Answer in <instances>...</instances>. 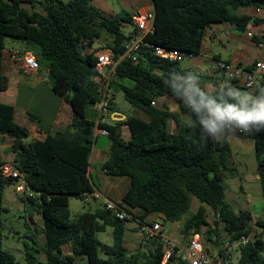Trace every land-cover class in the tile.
Instances as JSON below:
<instances>
[{
	"label": "trees",
	"instance_id": "1",
	"mask_svg": "<svg viewBox=\"0 0 264 264\" xmlns=\"http://www.w3.org/2000/svg\"><path fill=\"white\" fill-rule=\"evenodd\" d=\"M151 1L155 31L146 40L187 55L200 54L205 32L214 23L232 24L240 32H245L249 24L264 23V18L232 13L246 8L264 11V0ZM136 16L108 17L90 0H0V93L7 85L3 60L6 41L11 38L36 47L35 51L25 52L33 54L40 69H48L53 93L64 99L73 111V120L64 131L48 134L44 140L29 141L30 133L14 120V107L0 100V145L6 138L12 139L8 152L14 155V165L37 195L34 199L26 198L38 207L46 235L47 261L30 260L29 264H163L164 245L160 239L145 237V243L136 252H128L125 236L137 228L130 230L127 226L138 223L140 228L151 214L157 213L164 224L182 223L183 235L191 238L200 235L202 228L209 225L208 210L215 217V228L209 229L206 235L220 249V254L225 242L251 237L254 227L260 230L249 243L237 248L240 254L237 262L228 256L229 264H264V219L254 221L248 209L235 211L225 198L223 181L230 170L231 156L227 137L213 140L208 134L202 138L196 113L186 106V97H176L174 91L180 86L179 91L183 93L191 83L217 102L224 99L236 104L237 100L228 93L232 88H245L230 80L233 83L225 88L208 92L203 88V76L184 71L181 62L160 59L148 50L136 64L119 63L110 83V88L122 92L125 100L147 119L127 117L122 123L104 125L110 133L111 146L109 159L102 169L107 176L129 179L130 186L119 206L133 219L122 221L103 205L71 218L69 197L84 199L94 191L88 170L96 123L87 119L86 109L98 101L99 91L95 79L96 58L85 52L83 43L93 47L106 33L112 40L108 47L122 53L124 41L129 37L121 27L124 23L134 26ZM254 68L255 65L248 70ZM261 89H264V73L254 95L258 97ZM165 97L173 99L178 112L170 111L167 105H158V100ZM169 121L176 124V133L169 131ZM121 124L129 127V140L122 138ZM235 136L254 142L264 199V131ZM3 164L0 150V167ZM15 182L19 181L0 176V213L4 209V188ZM192 197L201 205L195 214L185 217ZM108 227L113 229L112 245L103 244L97 238ZM68 243L72 253L65 255L62 248ZM0 264H21L3 249L1 230Z\"/></svg>",
	"mask_w": 264,
	"mask_h": 264
},
{
	"label": "crops",
	"instance_id": "2",
	"mask_svg": "<svg viewBox=\"0 0 264 264\" xmlns=\"http://www.w3.org/2000/svg\"><path fill=\"white\" fill-rule=\"evenodd\" d=\"M91 2L97 9L103 13L105 12L104 15L114 17L108 14L104 8L98 6L96 0H91ZM121 2L132 12V15H135V13L154 12V6L151 0H121ZM38 10L42 11L40 8ZM232 13L237 16L247 15L260 19L264 18V11L256 10L255 8L239 9L232 11ZM248 34L252 36L249 37ZM12 42L13 43L4 50L3 76L6 79L7 85L0 93V100L2 103L14 107V120L30 133L29 141L44 140L48 134L64 131L73 120V111L64 99L59 96L58 99L53 97L51 85H45V82L49 83L47 80L49 75L48 69L41 68L37 73L25 75L20 71L18 65L8 58L7 52L11 49H17L22 52L30 51L31 46L26 43L22 41ZM17 46L21 48L19 49ZM106 47H108V45ZM186 58H189L191 72L203 76V88L206 91L215 92L223 89L233 82H230L224 73H220V71L217 70L218 62H228L238 68H250L258 62H264V23L258 25L249 24L245 32H240L234 25L229 23H214L210 25L205 32L200 54ZM256 76L261 78V74ZM22 88L29 90L31 95L29 97V103L24 102L23 104H19L18 102ZM39 90H41L40 94H38ZM38 95L39 98L43 100L51 99L54 105L51 119L46 126L42 125V111L32 110V104L34 102L33 97H37ZM158 105H167L170 111L178 112V106L172 98H162L158 100ZM138 112L140 115L136 117L147 119L140 110ZM127 117L129 116L121 112L113 103L112 114L107 124L113 126L122 123ZM97 121L95 123H97ZM168 129L171 133H176L178 131L173 121L168 122ZM119 132L124 140H129L131 138V132L128 126L121 124L119 126ZM104 137L107 136L95 135L88 175L94 191H98L103 197L114 203L121 204L122 197L130 186V181L128 178L110 177L104 173L102 166L109 159L111 146V141L108 137L109 143H104L102 140ZM11 143L12 139L10 138H6L4 143H1V158L5 163L14 164V155L8 152ZM258 177L260 178V176ZM154 214L158 216L157 213L151 215ZM150 216L146 221H148ZM253 217H255V215H253ZM159 218L158 216L153 222H158ZM178 244L186 246L184 243ZM213 252L215 253V251Z\"/></svg>",
	"mask_w": 264,
	"mask_h": 264
},
{
	"label": "rangeland",
	"instance_id": "3",
	"mask_svg": "<svg viewBox=\"0 0 264 264\" xmlns=\"http://www.w3.org/2000/svg\"><path fill=\"white\" fill-rule=\"evenodd\" d=\"M56 1L67 2L69 0ZM96 4L104 8L108 14H111L114 17H121L125 14L132 15V12L124 6L121 0H96ZM100 12L103 13L102 11ZM132 29L133 26L128 23H124L121 27V31L125 35L130 34ZM12 41L15 42L19 40H11V38H8L6 48H8L10 44L13 43ZM111 42L112 40L110 35L103 33L102 39L95 41L94 48L99 49L104 46L106 47ZM18 48L20 49L21 47ZM30 50L35 51L36 47L31 45ZM180 66L184 71H191L189 66V58H185L180 63ZM260 79L261 78H259V76H255V88L242 90L237 89L236 91L241 94L254 95V90L259 88ZM45 85L49 86L50 83L45 82ZM40 92L41 90L38 91V94H40ZM111 92L114 95V104L121 112L129 117H136L140 115L138 112L139 110L125 100L122 92L115 90L114 88H111ZM52 95L55 97V99H58V96H56L54 93ZM30 96L29 90L22 88L18 101L19 104H23L24 102L29 103ZM33 101L32 110L42 111V125L46 126L51 119V114L54 108L53 102L51 99L43 100L39 98V95L37 97H33ZM86 117L87 119L94 122L98 120V113L93 109L92 105H88L86 109ZM102 140L106 144L109 143V139L107 137L102 138ZM227 142L230 146L231 156L229 160L230 170L226 172V177L223 181L226 201L233 207L235 211L249 209L252 214L255 215V217H253L254 221H256L258 217L264 219L262 183L258 177L259 172L254 142L252 140L238 138L235 135L227 137ZM18 184L19 183L15 182L6 185L4 188V209L0 213V230L3 237V249L13 254L16 260L21 264H29L30 260H33L37 263H45L47 261V256L44 252L46 235L43 232V219L41 213L39 212L37 206H34L31 204V202L27 201V198L24 194L17 191ZM102 205V200H99L96 203V201H93L92 199L86 202L84 199L77 198L75 196L69 197V209L72 219L82 213L92 211L94 208ZM200 205L201 204L199 200L192 197L191 207L185 217L195 214ZM208 212L209 225L202 228L200 236L204 246L207 249H212L215 251V253H217L219 248L209 242L206 235V232L209 229L215 228V217L213 212L211 210H208ZM157 217L158 216L156 214L151 215L148 221H145V224L152 223L154 219H157ZM158 220V222L163 223L160 218ZM182 227V223L180 222L163 223L164 235L175 242L184 243L186 245L190 238H187L183 235ZM143 229L144 228H137L135 232H129L125 236V246L129 253L136 252V250L145 243V237L142 232ZM259 231L260 230L257 229V227H254L251 239H253L254 235L259 233ZM36 237L37 239H35ZM97 238L103 244L112 245L113 229L108 227L105 232L98 233ZM33 240L36 242H33ZM62 249L65 255L72 253L70 244L64 245ZM143 249L145 250V247ZM239 255V251L234 249L231 253V260L233 262H237ZM78 260L81 261V258Z\"/></svg>",
	"mask_w": 264,
	"mask_h": 264
},
{
	"label": "built area",
	"instance_id": "4",
	"mask_svg": "<svg viewBox=\"0 0 264 264\" xmlns=\"http://www.w3.org/2000/svg\"><path fill=\"white\" fill-rule=\"evenodd\" d=\"M134 33L128 34L129 37L124 41L123 52L116 53L110 47H102L95 49L89 47L87 42H84L86 53H92L96 58V83L98 85L99 99L93 105V109L98 113V121L95 126L94 134L109 137V131L104 127L107 124L110 115L112 114V105L114 103V95L111 92L110 83L116 74V68L121 62L138 63L142 53L151 51L153 55L160 59L170 62H182L184 58L195 55H187L184 52L176 49H167L162 46L154 45L148 42L147 37L154 34V12H146L137 14L134 18ZM251 37V34H248ZM8 58L18 65L20 71L25 75L37 73L40 70L38 61L33 54L22 52L17 49H11L8 52ZM217 70L224 73L226 77L235 81L239 86L245 89H253L256 86L255 76L264 73V62L255 64L253 70L248 68H238L228 62H218ZM49 81V79L47 78ZM0 176L4 178L17 179L19 182L17 191L29 198H36V193L30 189L23 175L12 163H5L0 167ZM103 201V206L106 210L112 212L118 219L127 221L133 219V216L122 209L119 204L114 203L103 197L98 191H93L85 195L84 200L88 202ZM140 228L143 229L144 237L149 239H160L164 245L163 264L170 261H183L189 264H229L228 256L231 255L234 249L239 246H244L251 240V237H243L233 243L225 242L222 248L223 254H220V249L214 253L211 249H207L200 235L192 236L186 246H182L172 239L164 235V228L161 222H152L150 225L143 223Z\"/></svg>",
	"mask_w": 264,
	"mask_h": 264
},
{
	"label": "clouds",
	"instance_id": "5",
	"mask_svg": "<svg viewBox=\"0 0 264 264\" xmlns=\"http://www.w3.org/2000/svg\"><path fill=\"white\" fill-rule=\"evenodd\" d=\"M192 77H189L191 80ZM178 86L176 97H186L188 108L196 113V120L202 129V138L211 134L213 140H220L237 133L254 135L264 131V89L260 95L241 94L233 89L228 95L236 98L237 103H228L221 99L220 102L201 91L199 87L188 83L183 93ZM191 117V113L189 114ZM254 129V131H253Z\"/></svg>",
	"mask_w": 264,
	"mask_h": 264
},
{
	"label": "water",
	"instance_id": "6",
	"mask_svg": "<svg viewBox=\"0 0 264 264\" xmlns=\"http://www.w3.org/2000/svg\"><path fill=\"white\" fill-rule=\"evenodd\" d=\"M127 227H128V229H130V230H132V229H136V228H138V223L129 224Z\"/></svg>",
	"mask_w": 264,
	"mask_h": 264
}]
</instances>
